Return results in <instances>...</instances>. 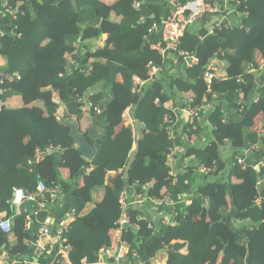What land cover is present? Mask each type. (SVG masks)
<instances>
[{"label":"trees","instance_id":"16d2710c","mask_svg":"<svg viewBox=\"0 0 264 264\" xmlns=\"http://www.w3.org/2000/svg\"><path fill=\"white\" fill-rule=\"evenodd\" d=\"M9 1L17 9V20L1 12L0 100L5 104L0 107V211L13 219L14 227L9 235L0 230V254H25L29 251L25 240L37 239L49 216L60 221L74 212L66 234L71 264H98L101 249L113 247L118 236L130 244L131 253H138L141 264H264V136L254 130L255 119L264 110V83L254 104L247 105L242 95L246 86L254 84L252 72H259L257 56L264 61V0L230 1L235 16L242 19L239 26L212 35L207 29L197 30L195 23L184 32L180 49L199 63L185 66L184 78L170 75L169 91L193 92L194 106L205 99L214 102L216 96L236 110L241 98L246 106L242 119L230 122L219 105L205 125L210 124L213 141L206 147H186L180 166L182 162L184 166L216 163L225 174L210 175L197 188L191 181L196 167L171 177L167 165L168 149L184 143L179 134L176 140L169 139L167 112L155 101L163 104L172 95L157 77L137 98L131 92L134 77L147 81L149 64L161 65L163 59L152 46L162 40L163 29L149 32L156 22L168 18V5L161 0ZM137 2L142 3L140 9L135 8ZM104 34L108 39L98 49L96 43ZM185 58L174 55L178 63ZM72 59L81 66L66 73ZM215 59L218 68L225 64L227 79L220 80L216 69L209 93L204 74ZM240 76L243 82L238 83ZM79 97L88 101L91 124L80 133L95 148L92 161L83 158L64 122L84 118ZM129 108L134 128L123 120ZM59 109L61 123L55 117ZM227 147L233 155H226ZM245 151L248 158L241 166L235 155ZM37 152L46 153L40 161L35 159ZM258 153L259 172L253 158ZM111 172L117 176L109 185ZM10 177L16 183L11 184ZM39 181L60 187L65 201L50 211L41 210L38 202H27L18 213L12 204L13 188L37 192ZM134 185L133 191L127 190ZM127 193L147 195L151 198L147 203L155 208L142 202L123 211L120 198ZM168 197L177 217L163 225L170 209L157 202L164 203ZM146 209H152V214L145 215ZM123 215L128 220L126 230L117 226ZM28 219L30 230L24 226Z\"/></svg>","mask_w":264,"mask_h":264},{"label":"built area","instance_id":"2783aa9c","mask_svg":"<svg viewBox=\"0 0 264 264\" xmlns=\"http://www.w3.org/2000/svg\"><path fill=\"white\" fill-rule=\"evenodd\" d=\"M152 0H143L142 3L150 2ZM163 2L169 6L171 13L167 19H162L160 22H156L151 28L149 33H155L157 30L162 27L163 29V38L160 42L153 44L152 48L158 51L163 58H166L169 54H179L185 55L186 59H192L197 62L189 53L184 52L180 49L182 38L187 27L194 25L199 19L208 14H216L221 10V6L216 1L211 0H163ZM142 3L137 2L135 4L136 9H140ZM2 11L5 12L13 22L17 20V9L11 5L9 0H1ZM232 25L230 23L216 22L210 30V34H215L220 31L222 28H230ZM17 28V27H16ZM3 35V32H0ZM79 68V65L74 68ZM215 67L210 66L207 68L206 73L204 74V81L208 85V92L211 93V84L214 80V71ZM66 73H70L72 68L65 69ZM160 66H153L152 63L149 64V78L152 80L160 72H162ZM62 76H65L63 74ZM3 83V79L1 84ZM146 81L141 80L138 77L133 78L132 83V95L133 98H137L142 92ZM0 97H3V91L0 90ZM216 97H213L215 99ZM79 102H82V98H78ZM174 99H169L168 101L161 104V101L157 99L156 104L160 106L167 112L165 117V125L167 126L169 139L174 141L176 140L177 135H181V139L184 145L175 143L168 149L167 155V165L174 166L177 161H180L181 157L186 152V147L194 145L196 142L195 134L198 130L196 123H200L205 119L207 113L212 108V101L205 99L201 106H194L193 99L191 95L184 99V108H180L174 102ZM5 104L4 100H0V107ZM98 110V109H97ZM242 111V110H241ZM130 108L125 110L123 113V120L125 126H132L134 128L135 121H132L130 116ZM56 120L60 122L63 118V114L60 110L55 114ZM187 129V133L185 132ZM264 134V129H263ZM56 151H60V148H56ZM45 152H37V160L42 159L45 156ZM248 152H241L239 155H235V159L239 165L245 166L246 159L248 158ZM196 167L199 172L205 176L210 175H219L221 174L218 171V165L214 163L212 166H205L200 163L189 164L185 167ZM121 173V172H120ZM176 172H170V176L175 175ZM117 173L111 172L107 176V184L111 185L114 178L117 176ZM119 174V173H118ZM124 195H128L124 194ZM61 197L60 187L51 188L48 187L43 181H39L37 185V192H31L25 190L21 187L13 188V200L12 204L16 207L17 212L19 213V208L24 205L26 202H37L39 199L45 200L49 198L52 204H56ZM141 197V198H140ZM138 198V199H136ZM136 198L132 201L122 196L120 199V204L122 205L123 211L127 208L138 207L142 202L147 201V197L144 198L143 194H137ZM148 200L151 201V198ZM260 201V200H259ZM158 205H163L164 208H169L170 212L166 213L163 216V225H168L174 223V220L177 217L175 212V204L171 197H168L164 203L157 202ZM47 202H40L39 208L41 210H47ZM163 208V209H164ZM73 213L67 214L60 221H56L53 216H49L39 230L38 238L33 240H26L24 242L25 246L34 247L35 258L28 260L22 259L23 254L12 255L10 253L0 254V264H40L38 261L41 258H45L50 255V247H54L56 254L54 259L59 262H64V264H71L70 262V253L71 246L68 244V238L66 234L69 232L70 225L73 222ZM128 225V220L125 215L117 223V226H120L121 230L125 229ZM26 230H30L31 219H28L24 224ZM14 222L12 218H9L5 213L0 211V230L4 234L13 233ZM101 259L98 264H141L139 261L138 253H131L130 244L121 239L118 236L114 240L113 247L109 249H101L100 251ZM132 256V259H131ZM84 264H87L84 262Z\"/></svg>","mask_w":264,"mask_h":264},{"label":"crops","instance_id":"0c3cea01","mask_svg":"<svg viewBox=\"0 0 264 264\" xmlns=\"http://www.w3.org/2000/svg\"><path fill=\"white\" fill-rule=\"evenodd\" d=\"M161 1L163 2V0H161ZM230 1H232V0H221L220 2H218L219 5L221 6L220 12L216 13V14H208V15L203 16L201 19H199L196 22V23H198L197 30L207 29V30L210 31L211 28L213 27V25L216 22H220V21L223 22V23H230L232 26H239L241 24V20L242 19H241V17L235 16L236 10L230 4ZM106 2H107V0H106ZM1 12H2V7H1V0H0V15H1ZM109 12H110L109 10L106 12V15L108 17L110 15ZM1 26H2V23H1V18H0V27ZM107 39H108V35L104 34L102 36V39L98 43H96V46L98 47V49L99 48L102 49L104 47V44L107 41ZM203 40H205V39H203ZM158 42L159 41L155 42V44L158 43ZM184 52H186V51H184ZM82 53L84 54V52H82ZM187 53H189V52H187ZM190 55L194 59H196L197 62L193 61L192 59H186L185 58V60H184L185 62L184 63H178V60L174 59V55L173 54H169L166 58H163V60L161 61L160 67L162 68L163 71L160 72L157 76H155V78L157 77L156 78L157 80L161 81L165 85L166 88H164V89L166 90V92L168 94L172 95L171 98L175 100L174 101L175 104L177 106H179L181 109L184 108V104H183L184 99H186V97H188L189 95H191V97H192L193 92H189V91H187L185 89H182V88L175 89L172 92H171V90L169 91L168 84H169V81L172 79L169 76L171 75L172 77H175V78H179V77L184 78L185 77L184 76V67L187 66V68L189 69V68H191L194 65H197L199 63V59L197 57L193 56L192 54H190ZM257 63H258V66H259V72H257V70H254L252 72V73H254V78H255L254 84L246 86V88H244V90L242 91V95L247 97L246 98V104L247 105L248 104H250V105L254 104L256 101L259 100V98H260L259 94L260 93H259L258 89L262 86V83H264V61L262 60L260 55L257 56ZM2 64H3V60L0 58V67L2 66ZM216 64H218V59L212 60L209 63L208 67H210V66L215 67V69H217V71H216L217 76H220L219 79L220 80H226L227 79V73H226L225 64L221 63L219 68L216 66ZM78 65L79 66L81 65L80 62L75 60V59H72V60L69 61L68 65L65 67V69H68V68H72L73 69V68H76ZM250 67H251V65L247 67L248 71L250 70ZM205 73H206V71H205ZM154 79L151 80L149 78V80L146 81V84L144 85V87L146 88L150 84V82L153 81ZM240 81L243 82V78L241 76L237 78V82L240 83ZM219 105H221L222 107L225 108L227 120L230 121V122H238V121H240L242 119L241 117L243 116V113H244L245 108H246L245 103H244L242 98L238 100V102H237V110H236L234 104H229L228 101L224 97H217L216 96V98H215V100H214V102L212 104V111H211L210 114H212L214 109L217 108ZM243 105L245 106V108H244ZM85 116L86 115L84 114V117ZM86 117H87V119L83 118L81 120V126H79L80 127V131H82V129L84 127H88L91 124V118L89 117V115H87ZM132 121H134V120L132 119ZM206 122H207V119H203L199 123L202 126L201 130H198L199 126L197 125V128H198L197 130L198 131L196 133H194L195 134V138H196V142H195L196 147H206L205 143L208 142L209 135L211 134V129L209 128L210 124L208 123V127H205ZM254 123H255L254 130L257 131V133L259 135L264 136V134L262 132L263 129H264V110L261 113V115H259L255 119ZM212 140H213V138H212ZM225 150H226V155L227 156L228 155L230 156V154L233 155V150L230 147L225 148ZM263 156H264V154H263ZM253 158H254V164H255V159L258 161V162H256L257 164L255 166V169L257 167L261 168L262 164H258L260 162L261 154L258 153L256 155H254ZM185 169H186V167H181L180 172H183ZM68 174H69V172L67 170H64V176H68ZM193 178H195V176ZM198 179H199V183H200L202 178L201 179L198 178ZM10 180H11V182H10L11 184L16 183L15 178L12 179V177H10ZM66 197H67V195H66ZM64 201H65V197H64V195L62 193V197H60L59 201H57L56 204L49 205L48 208L54 209V205H59L61 202L63 203ZM152 212H153L152 209H146L145 215H151ZM26 247H28V246H26ZM27 249L29 251H27L25 254H23L22 259L31 260V259H33V257L35 258L36 255H35V252H34V247H28ZM49 250H50L51 254L53 253V256L56 254L54 252L55 251L54 247H50ZM51 250L53 252H51ZM38 261H40L43 264H46V261L53 262V257H51V258L50 257L41 258Z\"/></svg>","mask_w":264,"mask_h":264},{"label":"water","instance_id":"95a60500","mask_svg":"<svg viewBox=\"0 0 264 264\" xmlns=\"http://www.w3.org/2000/svg\"><path fill=\"white\" fill-rule=\"evenodd\" d=\"M152 19H155V16H152ZM11 37L14 39V36L11 35ZM3 79V75H0V85L1 81ZM87 93L84 94L85 97H87ZM88 101L87 99H84V101L80 104L81 107H85L87 105ZM65 124L70 128V137L77 143V147L79 152L82 154L83 158L87 161H92L95 156V148L89 143V141L79 132L78 126L69 121H64ZM256 170L259 172L260 167H257Z\"/></svg>","mask_w":264,"mask_h":264},{"label":"rangeland","instance_id":"374dc122","mask_svg":"<svg viewBox=\"0 0 264 264\" xmlns=\"http://www.w3.org/2000/svg\"><path fill=\"white\" fill-rule=\"evenodd\" d=\"M84 114L87 116V115H89V107H87L86 106V108H85V110H84ZM84 117V118H86L87 119V117ZM77 124L79 125V126H81V122H77ZM212 138H213V136H212V132H211V134L209 135V138H208V142L207 143H205V145L207 146L208 144H210L213 140H212ZM212 140V141H211ZM179 165V166H178ZM178 166V167H177ZM181 167H184V165L183 164H181V166H180V161H177L176 163H175V165L174 166H170V169L172 170V171H174V172H177V173H182V172H180V170H181ZM180 168V169H179ZM222 175H225V174H219V176H222ZM198 178H204V176H202L200 173H196L195 174V178H193L191 181H192V185H193V187H195V188H197L199 185H200V183H199V179ZM212 179V178H211ZM215 179V177H213V180ZM204 180V179H203ZM135 187V185L133 186V187H129L127 190H129V191H133L134 188ZM136 193L134 194V195H132V194H129L128 193V195H122V196H125V197H127V198H133V199H135L136 198ZM121 196V197H122ZM61 197H62V195H61ZM145 197H147V201H145V203L148 205V206H150V205H152L154 208H155V206H154V204L153 203H151L150 205L147 203V202H150L148 199H149V197L147 196V195H145ZM141 198V197H140ZM121 199V198H120ZM136 199H138V198H136ZM131 200V199H130ZM132 201V200H131ZM20 225V224H19ZM48 257H50V255H48L47 257H45V258H48ZM51 257H54L53 255H51ZM40 264H43V263H41L40 262Z\"/></svg>","mask_w":264,"mask_h":264},{"label":"clouds","instance_id":"9594fccd","mask_svg":"<svg viewBox=\"0 0 264 264\" xmlns=\"http://www.w3.org/2000/svg\"><path fill=\"white\" fill-rule=\"evenodd\" d=\"M80 66H81V65H80ZM80 66H79V67H80ZM84 94H85V93H84ZM84 97H85V96H84ZM168 100H169V99H168ZM83 101H84V100L82 99V102H83ZM54 102H57V100L55 99V97H54ZM212 104H213V102H212ZM87 105H88V103H87ZM87 105H86V106H87ZM86 106H85V108H86ZM59 110H60V109H59ZM60 111H61V110H60ZM211 111H212V108H211V110L207 113L205 119H207L208 116L211 115V114H210ZM61 112H62V111H61ZM212 113H213V112H212ZM62 114H63V113H62ZM89 117H90V115H89ZM62 119H63V118H62ZM61 121H62V120H61ZM61 121H60L59 123H61ZM69 122H73V123H75V124L78 126V128H79V132H80V127H79V125L77 124V122H78V119H77V118L74 119V121H69ZM79 122H81V121H79ZM191 146H196V145L194 144V145H191ZM35 159H36V161H40V160H41V159H40V160H37L36 155H35ZM182 164H183V162H182ZM183 165H184V164H183ZM184 167H185V166H184ZM187 168H188V167H186V169H187ZM186 169H185V170H186ZM185 170H184V171H185ZM197 173H200L199 170L197 171ZM195 174H196V173H195ZM200 174H201V173H200ZM201 175L204 176V178H203L204 180H206L207 177H210V176H205V175H203V174H201ZM194 176H195V175H194ZM194 176H193V177H194ZM203 179H201V181H202ZM146 188H147V187H146ZM191 198H192V197H191ZM43 201L48 203L47 207H48L49 205L52 204L51 202H48V201H46V200H41V199H39V200L37 201V202L39 203V206H40V202H43ZM26 203H27V202H26ZM186 203H187V204H190V203H191V199L189 198L188 200H186ZM22 206H23V205H22ZM22 206H21V207H22ZM21 207L19 208L20 211H21ZM15 208H16V207H15ZM47 210H48V209H47ZM50 210H51V209H49L48 211H50ZM16 211H17V209H16ZM52 216H53V215H52ZM50 254H51V253H50ZM54 256H55V255H54ZM53 261H56V260L54 259V257H53ZM56 262H57V261H56Z\"/></svg>","mask_w":264,"mask_h":264}]
</instances>
